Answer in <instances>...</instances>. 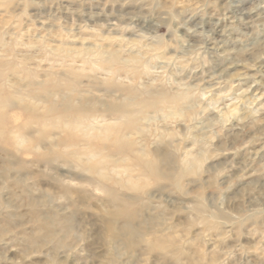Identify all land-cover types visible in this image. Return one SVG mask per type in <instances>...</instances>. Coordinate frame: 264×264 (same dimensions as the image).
Listing matches in <instances>:
<instances>
[{
	"label": "rangeland",
	"instance_id": "rangeland-1",
	"mask_svg": "<svg viewBox=\"0 0 264 264\" xmlns=\"http://www.w3.org/2000/svg\"><path fill=\"white\" fill-rule=\"evenodd\" d=\"M263 17L264 0H0L3 95L47 81L50 120L84 98L89 123L133 145L121 159L113 133L74 143L83 131L67 127L39 142L36 124L13 143L29 114L7 107L0 264H264ZM88 139L112 154L83 156L99 174L69 157ZM126 204L113 237L110 212Z\"/></svg>",
	"mask_w": 264,
	"mask_h": 264
},
{
	"label": "bare ground",
	"instance_id": "bare-ground-1",
	"mask_svg": "<svg viewBox=\"0 0 264 264\" xmlns=\"http://www.w3.org/2000/svg\"><path fill=\"white\" fill-rule=\"evenodd\" d=\"M113 39H115V38H113ZM252 57L254 58V56H252ZM101 60L104 63H115L116 61L119 60V55H118V53L116 51H105V52L101 53ZM32 66H34V65H32ZM7 70H8V68H7ZM110 75H111V73H110ZM108 76H109V74H108ZM17 83H19V82H17ZM29 84H30L29 85L30 88L27 89L26 91H21L20 89L9 90V91H7L6 95H3L2 91H0V133L4 132V130H3L4 127H5L4 126V116L6 115L5 114V111H6L5 109L7 107H9V106L11 107L12 105H13V107L14 106H18V107H21L23 110H25V112H28V114H29V118L23 123V125L20 126L19 131L8 134L9 135L8 139H10L13 143H21V142L24 143V141H28V139H30V138H29L28 134L25 132V130H26V128L32 127L35 124H36L35 126H37L36 128L38 129V131L40 133V138H38L39 142L48 140V137H50V133H51L50 132L51 131L50 130L51 127L53 129H57V130L58 129H65L67 127L69 132H73L74 129L81 128L80 130L83 131V134H82L83 139L82 138L80 139L77 136L76 139L73 140L74 143L75 142L78 143L81 140H86L85 136L88 137L90 135L93 137V139H105V138H108V137L110 138V137H112V133H113L114 134V138H113L114 140H113L112 143H113V145H114V147L116 149L115 151L117 152V153L116 152L115 153L118 154L119 156H121V159L128 158L129 153L131 152L130 150L132 149L133 145L128 140L127 135L120 134V132H118L117 129L115 130V128L112 127V126H106L104 129H96L98 127L97 125L89 123L90 119L93 116L92 115L93 107L92 106L91 107L88 106L87 101L84 100V98L80 99V104L77 105V107L74 106L73 104H71L69 101H67L66 102L67 107L65 106L66 108H64L63 113L61 115H59L58 117H56L54 120L53 119L50 120L49 119V115L51 113H54L55 111H57V106L55 105V103L51 99L52 96H51V90H50L49 82H47V81L38 82L35 77H31L30 76V83ZM29 86H27V87H29ZM72 86H73V84H72ZM55 89L58 90L59 86L57 88H55ZM176 100H177L176 98H173V99H170L169 102H172V103L175 102L176 103ZM160 101H162V99H156L155 101H153L152 105L154 107H158V104L160 103ZM41 102H43L45 104L44 111H43L44 113L42 115H39L38 114V112H39L38 105L41 104ZM118 108L119 109H117V108H115V109L116 110H120L119 113L121 115V118L122 117L124 118L123 121L125 122V124L126 125L128 124V126H131V127H136L137 126V118H136V116L135 115H130V113H129L128 109L126 108V106L125 107L123 106V108L122 107L121 108L118 107ZM71 109H73V111L70 113L69 110H71ZM242 115H244V114H242ZM91 130H98V131H96L94 134H91V132H92ZM3 138H4V136H3ZM6 138H7V136H6ZM92 142H93L92 139H90V140L88 139V144H89L88 147L86 146L85 148H81V150L79 152H74L69 157L73 158L76 162H79V164L82 165L83 167H85L86 169L94 171V172H98V174H99V172H102L101 171V167L97 163L86 165V163H85L86 161L84 162L83 159H82L83 156H85V158H90V157H94V156H97V155H101V156H104L103 158L107 159V158H111L112 154L104 153V152L107 151V146L106 145L105 146H101V147H99V146L96 147V145H94ZM32 143H33V141H32ZM102 153H104V154H102ZM195 160L198 163L199 160H200V156H192V157L187 159L186 165L184 167V172L192 170ZM150 164L151 163H146L145 166L150 167ZM125 176H128V175L126 174ZM128 186H129V184H128ZM127 212H128V204H126V205H124L122 207L121 206H117L116 208H114V210H112L110 212V220L107 221L108 222L107 223V230L110 232L111 236L116 237L120 233L119 230H117V228H116V222L120 218H123V216ZM126 223H128V225L125 226V230L127 231V233L133 232L134 230H133L132 225H131V223H132L131 218H127L126 219ZM153 245H154V247H160L163 244L155 243ZM160 248H162V247H160Z\"/></svg>",
	"mask_w": 264,
	"mask_h": 264
}]
</instances>
